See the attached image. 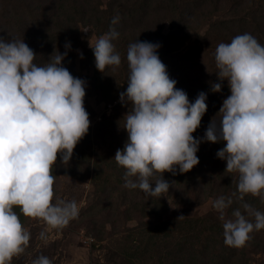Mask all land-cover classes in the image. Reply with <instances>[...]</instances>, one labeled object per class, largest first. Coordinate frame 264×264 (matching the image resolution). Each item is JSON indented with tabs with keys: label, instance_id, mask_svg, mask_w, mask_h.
Returning <instances> with one entry per match:
<instances>
[{
	"label": "clouds",
	"instance_id": "obj_1",
	"mask_svg": "<svg viewBox=\"0 0 264 264\" xmlns=\"http://www.w3.org/2000/svg\"><path fill=\"white\" fill-rule=\"evenodd\" d=\"M118 20L114 17L111 24ZM118 37L110 28L89 44L95 67L102 73L108 66L115 70L121 64L112 42ZM64 47L69 49L70 42ZM159 47V43L138 40L127 47V87L119 93L122 105H130L123 115L127 140L114 155L117 165L125 169L123 186L161 197L171 186L163 173L191 170L199 163L196 153L202 141H222L216 156L226 161L225 170L237 174L233 196L238 193L243 200L252 195L264 201V45L250 33L217 45L215 73L219 81L227 80L230 95L200 138L192 134L207 110V94L201 91L190 102L169 77ZM35 55L23 39L0 37V264H11L31 239L15 209L50 229L65 227L79 213L75 200L54 201L52 166L58 155L62 163H68L89 130L86 81L63 66L67 51L56 50L43 66L33 63ZM221 87L214 83L211 90L219 92ZM156 173L160 175L153 180ZM232 203V197L221 195L211 206L222 221L223 243L241 248L251 239L250 233L264 229V212L245 202L226 218L225 210ZM39 239H47L46 230ZM31 264L52 261L41 254Z\"/></svg>",
	"mask_w": 264,
	"mask_h": 264
},
{
	"label": "trees",
	"instance_id": "obj_2",
	"mask_svg": "<svg viewBox=\"0 0 264 264\" xmlns=\"http://www.w3.org/2000/svg\"><path fill=\"white\" fill-rule=\"evenodd\" d=\"M105 5L101 9L100 0H0V37L23 39L36 53L33 63L38 66L49 63L56 50L67 51L62 64L74 77L86 81L84 107L89 118L105 113L106 104H112L108 114L103 113L89 126L68 163H62L58 155L52 166L53 187L72 173L71 164L81 168L85 164L81 177L90 170L88 195L95 198L75 219L91 222L88 231L95 239L110 240L111 247L130 263L264 264V229L250 233L244 247H228L223 243L222 221L213 217L219 213L211 202L221 195L233 199L225 210L226 218L245 202L264 212V201L259 197L245 195L240 200L238 193L233 196L237 174L225 170L226 161L216 156L223 142L202 141L196 153L199 163L185 173H163L171 185L169 191L161 197H149L142 190L123 186L125 169L117 165L114 155L127 140L123 115L130 105H122L120 100L113 103L127 87L128 45L136 40L159 43V58L169 77L177 81L175 87L184 90L190 102L201 91L207 94V110L192 134L203 137L210 120L218 118L223 99L230 95L227 80L219 81L215 73V49L243 33H250L264 45V0H107ZM117 16L118 23L112 25ZM84 24L96 36L110 28L119 33L112 41L121 56L118 68L108 66L103 73L96 69L88 37L80 32ZM190 38L185 50L180 49ZM66 42H70L67 50ZM77 46L83 49L79 67L91 66V76H78L75 71L71 50ZM218 82L221 90L212 91ZM89 95H94L93 105L87 101ZM169 196L174 197L173 206L180 212L175 217L165 215L170 211ZM15 210L23 223L25 216ZM258 254L262 257L256 259Z\"/></svg>",
	"mask_w": 264,
	"mask_h": 264
},
{
	"label": "rangeland",
	"instance_id": "obj_3",
	"mask_svg": "<svg viewBox=\"0 0 264 264\" xmlns=\"http://www.w3.org/2000/svg\"><path fill=\"white\" fill-rule=\"evenodd\" d=\"M106 1L107 0H100L101 9L106 6ZM220 2L221 0H219V3ZM149 23L151 22L149 21ZM164 25L167 27V20L164 21ZM88 26L89 25L84 24L81 27L80 32L81 34H86L88 37L87 42L89 46V44H94L99 36L94 35L93 30H90L89 32ZM204 29L205 26L203 25L202 29L199 31L202 32ZM191 42L192 38L185 41L183 45L180 44V49L182 48L184 51ZM82 51L83 49L78 46L71 50L73 53L75 71L78 76H81V74H87L91 76V66L86 69L79 67V62L81 59L80 55ZM94 99V95H89L87 101L93 105ZM103 113L104 112H100V114H97L95 117L93 116L92 118H89L90 125L92 126L95 122L100 120ZM97 117L100 118L97 119ZM71 166L73 170L72 173L68 176L61 177L60 185L58 184L56 187H54V201L55 199L75 200L78 204L79 212H82V210L90 206L95 198L94 195H88V192L91 189V172L89 170L83 177H81V174L85 170V164L82 165V168L76 164H71ZM173 199L174 197L172 198V196L166 197L167 204L170 207L168 214H165L168 215V217H175L180 213L173 206ZM213 215H215L213 216L214 218L219 217V214ZM131 223L132 222H129L128 224ZM22 224L28 231H30L31 239L25 252L18 257H14L11 261V264H31V261L41 254L51 259L52 264H134L124 260L117 250L111 247L110 240L106 239L103 241H98L95 239V236H93V234L88 231V228L90 230L92 228L91 222L88 220L77 221V219L74 218L70 220L65 227L60 229L47 228L43 221L28 217L23 219ZM45 230L47 239H39L40 232ZM92 231H94V227ZM259 256L260 254L255 255V258L258 259ZM149 261L151 263V260Z\"/></svg>",
	"mask_w": 264,
	"mask_h": 264
},
{
	"label": "built area",
	"instance_id": "obj_4",
	"mask_svg": "<svg viewBox=\"0 0 264 264\" xmlns=\"http://www.w3.org/2000/svg\"><path fill=\"white\" fill-rule=\"evenodd\" d=\"M120 99H119V96L113 101V103H115V102H117V101H119ZM111 103H107L106 104V107H105V109H104V111L106 112V113H109L110 112V110H111ZM100 117H97V119H99Z\"/></svg>",
	"mask_w": 264,
	"mask_h": 264
}]
</instances>
